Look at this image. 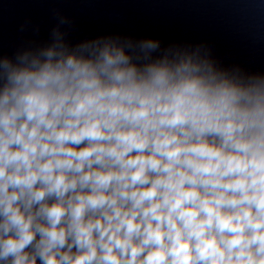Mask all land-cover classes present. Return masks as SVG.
Here are the masks:
<instances>
[{
  "label": "clouds",
  "instance_id": "1",
  "mask_svg": "<svg viewBox=\"0 0 264 264\" xmlns=\"http://www.w3.org/2000/svg\"><path fill=\"white\" fill-rule=\"evenodd\" d=\"M0 264H264V75L58 29L0 55Z\"/></svg>",
  "mask_w": 264,
  "mask_h": 264
}]
</instances>
